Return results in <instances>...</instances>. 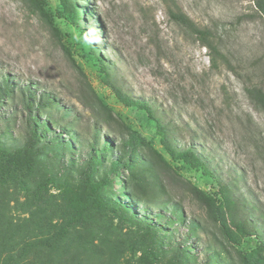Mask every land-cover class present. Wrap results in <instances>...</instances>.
Here are the masks:
<instances>
[{
	"label": "rangeland",
	"instance_id": "obj_1",
	"mask_svg": "<svg viewBox=\"0 0 264 264\" xmlns=\"http://www.w3.org/2000/svg\"><path fill=\"white\" fill-rule=\"evenodd\" d=\"M43 1L48 19L22 0H0V84L6 79L16 88L11 98L0 99V143L13 146L24 140L28 110L21 103L17 87L30 85L36 95L47 93L54 99V106L49 107L54 119L76 121L86 133L84 136L97 135L111 141V159L118 154L117 133L125 130L121 121L160 150L154 127L137 109L118 102L101 81L98 55L117 85L131 97L152 105L168 126L175 146L191 147L206 167L231 188L248 209L249 218L264 240V219L260 216L264 215V111L256 109L244 91L249 77L259 75L264 66V14L257 7L258 0H177L198 26L213 32L239 75L225 65L211 67L207 49L168 19L160 0H73L81 8L79 25L87 31L86 35L78 30L58 0ZM48 21L58 29L60 41L70 49L85 79L62 51ZM89 43L96 47L92 54L88 53ZM88 83L111 108L113 118L103 114L89 93ZM95 121L99 132L91 128ZM71 129L70 148L58 154L45 151L42 155L44 173L56 179L68 172L70 160L73 164L69 170L79 178L80 161L89 150L85 137L80 138L81 146L74 142L78 139L77 129ZM149 144L139 147L138 153L155 159V176L165 193L153 202L139 204L128 198L122 202L137 215H149L153 220V215L160 213L172 221L175 216L170 209H175L182 217L178 223L172 222L176 239L187 232L191 219L196 220L202 233L183 239L195 255L192 263L204 264L209 257L210 264H230L213 254L225 247L227 254L234 257L236 249L207 220L204 208L188 190L190 183L209 190L211 184L205 174L180 163H173L174 173L170 172L154 157ZM107 160L110 161H103ZM121 174L126 178L127 170ZM107 179L112 183L106 185L107 190L121 200L120 179L110 173ZM59 194L54 184L48 185L45 216L40 217L50 219L48 229L62 222V214L50 206L58 203ZM26 199L15 183L0 185V239L1 231H8L4 236L11 238L5 246L7 241L0 240V264L21 258L23 244L42 235L40 219L34 213L38 210ZM110 221L109 217L92 219L105 242L101 248L95 238V248L84 253L85 262L126 264L137 257L125 228L119 232L117 219L112 226ZM40 250L45 259L59 262L63 258V253L61 257L59 253Z\"/></svg>",
	"mask_w": 264,
	"mask_h": 264
},
{
	"label": "trees",
	"instance_id": "obj_2",
	"mask_svg": "<svg viewBox=\"0 0 264 264\" xmlns=\"http://www.w3.org/2000/svg\"><path fill=\"white\" fill-rule=\"evenodd\" d=\"M28 6L32 7L41 17L48 19V12L44 6L43 0H22ZM71 21L85 35L87 31L80 27L79 16H82L81 8L73 0H58ZM170 21L174 22L183 31L197 40L204 46L209 56L210 65L218 68L225 65L235 74L239 75L231 65L230 59L222 51L219 41L213 32L207 27L198 26L185 12L180 8L177 0H160ZM258 9L264 14V0L256 1ZM50 28L60 41L58 29L51 24ZM62 51L79 69L80 74L85 79L86 76L81 68L75 63L70 49L61 42ZM96 49L89 43L88 53ZM96 61L99 62V73L101 81L110 90L114 98L129 108H135L142 115L144 120L154 127L158 136L160 150H156L152 143H147L146 138L139 134L135 129L130 128L124 121H119L121 127L125 130L118 132L119 142H117L118 154L114 159L112 142L107 138H99L97 135L87 136L79 128L76 121L54 119L49 107L54 106V99L47 93L36 95L30 90V85L17 87L20 92L21 103L28 110V116L25 120L26 131L24 140L18 145H5L0 143V185L15 183L32 202L34 213L40 219V230L42 235L32 237L33 241L23 244V256L15 259L9 264H94L85 262L84 253L89 248H95L94 239H98V246L102 248L104 236L97 233L96 223L92 219H111L110 226L114 225L117 219L116 227L127 231V237L132 239L133 253H138L135 259H130L126 264H193L194 254L190 248L184 244L191 236H197L202 233L196 220L191 219L187 232L181 239L175 238V228H172V222L178 223L182 217L175 209H170L171 215L175 216L171 221L169 217L163 214L155 213L154 220L149 215H137L129 205L122 202L123 198H128L136 203L143 204L156 201L158 195L165 193L164 188L155 176V159L148 155L138 153L139 147H145L149 144L154 157L158 158L164 165V168L174 173L173 163H180L201 171L209 181L210 189H202L195 184H189L191 196L204 208L207 220L214 225L226 243L235 250L234 257L229 256V250L225 247H219V250L213 256H219L230 264H264V240L260 238L256 227L249 218L248 209L241 203L236 195L231 192L227 184L222 183L213 172H211L201 160L199 155L191 148L179 149L173 143L168 126L162 123L156 115L155 109L145 100L135 99L127 94L110 77V73L105 66L104 60L97 55ZM256 78V80H254ZM87 88L92 97L95 98L103 114L107 118H113L111 108L105 103L104 99L95 93V90L88 83ZM16 90L9 80L3 79L0 84V99L4 97L11 98V94ZM245 94L252 102L253 106L264 111V66L259 75L249 77L248 84L244 86ZM36 112V113H35ZM68 111L65 112V116ZM40 117H43L40 120ZM117 120V118L115 119ZM96 121L91 128L99 132ZM109 123H107L108 125ZM71 128L77 129V140L74 142L81 146L80 138H86V146L89 150L87 156L80 161V176L74 177L71 174L70 166L73 162L67 161L68 172L60 179H56L49 173L46 174V166L43 164L42 155L45 151L60 153L65 148L72 145L73 135ZM94 132V133H95ZM49 133L52 136L49 137ZM109 158L105 163L103 160ZM127 170V177L123 178L122 170ZM109 173L120 179L122 191L121 200L113 197L110 189L106 185L112 184L107 177ZM54 184L59 189L58 203H52L53 210L62 214V222L58 225H52L48 229L49 218L47 221L40 218L45 212L44 206L48 203L47 193L48 185ZM34 202V203H33ZM30 206V207H31ZM41 212V213H39ZM45 216V215H44ZM264 219V215H261ZM43 222H45L43 224ZM1 223V222H0ZM48 229V231H47ZM3 238L9 244L10 237H5L8 231H1ZM11 232V231H9ZM95 233V234H94ZM11 235V234H10ZM27 237H30L28 235ZM10 238V239H9ZM40 248L51 253H59L63 258L57 262L53 259H45ZM114 251H118L116 246H111ZM228 252V254H227ZM209 257L204 264L209 263Z\"/></svg>",
	"mask_w": 264,
	"mask_h": 264
}]
</instances>
